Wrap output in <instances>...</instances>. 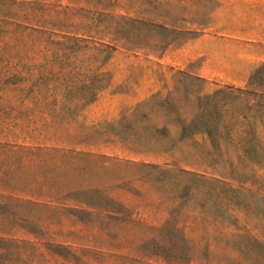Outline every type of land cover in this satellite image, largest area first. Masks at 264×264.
Returning a JSON list of instances; mask_svg holds the SVG:
<instances>
[{
    "label": "rangeland",
    "instance_id": "rangeland-1",
    "mask_svg": "<svg viewBox=\"0 0 264 264\" xmlns=\"http://www.w3.org/2000/svg\"><path fill=\"white\" fill-rule=\"evenodd\" d=\"M0 264H264V0H0Z\"/></svg>",
    "mask_w": 264,
    "mask_h": 264
}]
</instances>
